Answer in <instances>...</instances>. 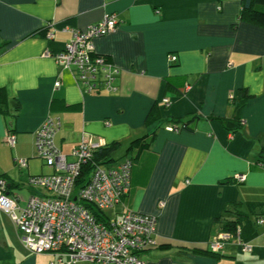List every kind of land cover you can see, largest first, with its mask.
I'll list each match as a JSON object with an SVG mask.
<instances>
[{
    "label": "crops",
    "instance_id": "1",
    "mask_svg": "<svg viewBox=\"0 0 264 264\" xmlns=\"http://www.w3.org/2000/svg\"><path fill=\"white\" fill-rule=\"evenodd\" d=\"M242 8L243 0H0V177L9 196L23 207L33 195H48L29 184L31 176L53 173L35 157L36 134L48 118L60 120L55 143L67 156L84 134L119 144L125 156L134 140L156 132L132 167L129 195L113 211L157 217V245L139 258L264 264V224H257L264 219V28L243 21ZM107 14L117 17L118 28L94 44L120 68L117 90L86 93L54 55L74 31ZM240 90L252 96L242 109L235 103ZM154 106L161 118L148 125ZM193 117L194 131L167 130ZM237 175L246 178L239 182ZM228 222L242 227L251 252L236 240L212 252ZM0 264L62 263L27 250L0 210Z\"/></svg>",
    "mask_w": 264,
    "mask_h": 264
},
{
    "label": "built area",
    "instance_id": "2",
    "mask_svg": "<svg viewBox=\"0 0 264 264\" xmlns=\"http://www.w3.org/2000/svg\"><path fill=\"white\" fill-rule=\"evenodd\" d=\"M118 25L117 17L107 14L98 24L74 31L65 50L54 55L62 68L76 72L77 83L86 93L117 90L120 68L96 51L94 41L114 32ZM48 37L52 39L54 34L48 33ZM46 55L51 56L49 52ZM170 61L176 62L177 57L171 56ZM162 104L168 106L170 100L165 98ZM60 126L58 118H48L36 134L35 157L45 161L53 173L31 176L29 184L46 190L48 195H33L21 207L9 196L8 181L0 177V210L9 215L24 246L34 254L57 255L62 264H144L139 255L157 245V217L130 210L109 215L130 193L132 160L124 157L113 164L95 165L88 180L79 186L83 166L92 162L94 154L107 143L84 134L70 156L64 155L55 143ZM167 130L179 132L180 128L169 126ZM5 141L14 147L16 137L8 133ZM17 164L26 168L27 160L19 159ZM245 178L236 176L239 182ZM162 207L164 203H160ZM257 224H264V219L259 218ZM231 240H236L243 252L253 249L243 241L238 228L221 233L211 245L212 252L219 253Z\"/></svg>",
    "mask_w": 264,
    "mask_h": 264
},
{
    "label": "trees",
    "instance_id": "3",
    "mask_svg": "<svg viewBox=\"0 0 264 264\" xmlns=\"http://www.w3.org/2000/svg\"><path fill=\"white\" fill-rule=\"evenodd\" d=\"M241 19L243 21L253 23V24L259 25L264 28V0H243ZM251 97L252 96L248 94L247 90H240L238 92L237 100L235 101L237 108L242 109V107ZM0 113H4L1 108H0ZM160 118H161L160 111L157 108V106H154L147 117L146 124L148 125L154 124L155 122L160 120ZM197 121H198V118L193 117L191 121H188L185 123L177 122L175 126L179 127L180 130L194 131L192 126H193V123ZM155 138H156V132L152 133L151 135H146V136H143L141 138L134 140L128 147L126 154L123 157H129L132 160V163L134 165L135 161H138L141 155L145 151H148L151 149L152 144L155 141ZM118 150H119V144H107L102 149L97 151L94 154V158L92 162H89L83 166L82 173H81L82 175L79 178L77 185L81 186L88 180L93 170V167L95 165L113 164L121 160V159L114 158V154ZM261 156L262 158H264V150L262 151ZM94 215L98 218L99 221H103V218L99 215V213L96 210H94ZM238 228H240L242 231V227L238 226L237 222H228L225 224L224 230L226 232H236ZM242 239H243V236H242Z\"/></svg>",
    "mask_w": 264,
    "mask_h": 264
},
{
    "label": "rangeland",
    "instance_id": "4",
    "mask_svg": "<svg viewBox=\"0 0 264 264\" xmlns=\"http://www.w3.org/2000/svg\"><path fill=\"white\" fill-rule=\"evenodd\" d=\"M124 153H123V151L121 150V151H117L115 154H114V158L115 159H123L124 157L122 156ZM123 157V158H122ZM116 209H117V207H116ZM114 212L113 211H111V212H109V215H112Z\"/></svg>",
    "mask_w": 264,
    "mask_h": 264
},
{
    "label": "water",
    "instance_id": "5",
    "mask_svg": "<svg viewBox=\"0 0 264 264\" xmlns=\"http://www.w3.org/2000/svg\"><path fill=\"white\" fill-rule=\"evenodd\" d=\"M9 188H10V185H9Z\"/></svg>",
    "mask_w": 264,
    "mask_h": 264
}]
</instances>
